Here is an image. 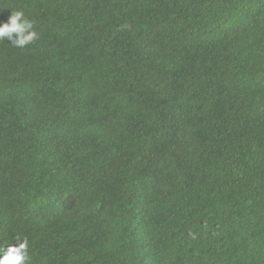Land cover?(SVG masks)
<instances>
[{
  "label": "trees",
  "instance_id": "trees-1",
  "mask_svg": "<svg viewBox=\"0 0 264 264\" xmlns=\"http://www.w3.org/2000/svg\"><path fill=\"white\" fill-rule=\"evenodd\" d=\"M0 242L31 264H264V0H0Z\"/></svg>",
  "mask_w": 264,
  "mask_h": 264
},
{
  "label": "clouds",
  "instance_id": "clouds-1",
  "mask_svg": "<svg viewBox=\"0 0 264 264\" xmlns=\"http://www.w3.org/2000/svg\"><path fill=\"white\" fill-rule=\"evenodd\" d=\"M38 38L34 22L22 10H12L8 19L0 22V41L7 40L13 47L25 48ZM0 264H31L27 239L20 238L9 245L0 242Z\"/></svg>",
  "mask_w": 264,
  "mask_h": 264
}]
</instances>
